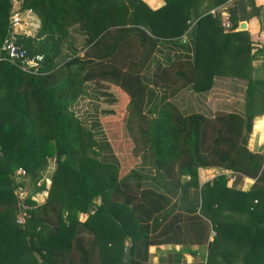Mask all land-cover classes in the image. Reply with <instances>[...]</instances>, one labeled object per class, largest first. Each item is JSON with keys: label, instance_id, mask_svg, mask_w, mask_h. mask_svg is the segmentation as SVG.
Wrapping results in <instances>:
<instances>
[{"label": "trees", "instance_id": "obj_1", "mask_svg": "<svg viewBox=\"0 0 264 264\" xmlns=\"http://www.w3.org/2000/svg\"><path fill=\"white\" fill-rule=\"evenodd\" d=\"M12 1L0 0V48ZM17 1L40 20L19 42L44 59L27 74L0 57V264H230L215 256L221 245L222 260L239 251L244 264H264V153L248 148L264 78L252 75L236 12L229 30L211 13L226 0H164L155 9L143 0ZM161 45L183 52L160 61ZM87 83L100 98L91 126L73 110ZM107 144L114 156L102 154ZM50 158L56 167L38 204L46 186L36 181ZM200 167L231 171L233 184L219 174L199 185ZM18 168L30 207L24 227ZM245 177L252 183L237 188ZM210 229L205 258H148L157 238L206 244Z\"/></svg>", "mask_w": 264, "mask_h": 264}, {"label": "crops", "instance_id": "obj_2", "mask_svg": "<svg viewBox=\"0 0 264 264\" xmlns=\"http://www.w3.org/2000/svg\"><path fill=\"white\" fill-rule=\"evenodd\" d=\"M143 1L152 9L158 8L164 4V0ZM253 2L254 7L252 8L247 4V0H232L230 2L225 1L211 10L215 8H226L229 12V9L231 8L234 12H236L239 20L238 26L234 31H244L249 40L251 47L250 66L253 69L252 75L258 78H264V0H253ZM18 5L21 6V1H12V8ZM30 20L32 22V26L27 28V33L28 35H33L35 32H32L31 30H37L40 20L34 12L30 14ZM241 24H243L244 27L241 28ZM183 40H186V36ZM159 49L160 50L156 53V57L160 61L164 60L163 57L166 52H170L172 54H179L183 52L181 48L175 46H171V49H168L167 45H161ZM248 148L253 152L264 153V112H258L253 118L252 131L248 138ZM51 169L52 167H49V170L44 172V177H48L50 179L52 175ZM229 173V170H225L220 167H200L197 170L199 185L212 180L216 175L226 174L229 176ZM242 180H249V184L247 186L245 184L244 187L237 186V188L243 190H246L253 181L252 179L246 177ZM194 190V188H190L188 190L189 199L191 198V195L194 194ZM180 195V192L175 196L168 195L171 198V204L180 203ZM46 197L47 194L44 192L37 193V203H43ZM163 238H157V241L149 246L148 258L150 261L157 262L161 257L166 256L168 253L178 251L181 252L182 258L186 262L200 260L207 254V244H177L168 240L164 241L162 240Z\"/></svg>", "mask_w": 264, "mask_h": 264}, {"label": "built area", "instance_id": "obj_3", "mask_svg": "<svg viewBox=\"0 0 264 264\" xmlns=\"http://www.w3.org/2000/svg\"><path fill=\"white\" fill-rule=\"evenodd\" d=\"M228 2L232 0H226ZM31 10H22L20 5L14 7L10 11V26L7 36L5 37L1 48V59L8 61L15 65L22 72L27 74H37L43 63L44 56L41 53H31L19 42V36L22 34L28 35L27 28L32 26L30 20ZM211 13L220 20V24L224 30L232 28L231 21L229 19V12L226 8H215L211 10ZM26 175V171L23 168H18L13 178L16 181L15 194L18 198V211L16 215V222L19 225H23L28 217V209L30 207L25 203V198L28 194V190L22 185L23 177ZM232 179H235V175L230 171L228 174ZM45 183L46 190L42 191L47 194V188L50 185V179L48 177L42 178ZM41 183L38 182V186ZM37 201L36 196L34 197Z\"/></svg>", "mask_w": 264, "mask_h": 264}, {"label": "rangeland", "instance_id": "obj_4", "mask_svg": "<svg viewBox=\"0 0 264 264\" xmlns=\"http://www.w3.org/2000/svg\"><path fill=\"white\" fill-rule=\"evenodd\" d=\"M31 31L35 32L36 30H31ZM78 43H79V38L77 39V44ZM84 86L85 87H84L83 93H82L81 97L77 100L75 105L73 106V110L76 113V115L79 116L87 126H91L95 121L98 120V117H99L98 110L100 107V98H99L98 90L93 83H87ZM94 129L96 132L97 140L100 142V144L103 143L102 140L105 139L104 135L102 134V132L100 130L96 129L95 127H94ZM105 148L108 151L103 148L104 150H102V154L107 155V153L109 152V154L113 155V152L111 151L108 144H107V147L105 146ZM47 166L48 167L44 170V172L48 171L49 167H52V169L54 170L56 167L55 159L50 158L48 160ZM137 167L139 168V165ZM52 169H51V171L53 173ZM44 172H42V174H44ZM42 174H41V177H39V179L36 181V187L38 186L37 185L38 182L41 183L40 185H42L44 183L42 180V178H43ZM50 181H51V179H50ZM233 181L234 180L232 179L231 175L228 176L227 185L231 186L233 184ZM241 182L242 183L238 185L239 187H244V184L246 186L249 184V180H245V181L242 180ZM25 223L23 225H19L18 223L17 224L21 227H24ZM212 237H213V231H212V229H210L208 231V236H207V242H206L207 245H208V241L211 240ZM221 246L223 247V245H221ZM221 246H219L218 251H217L215 256L219 257V259L221 260L222 263H230V264H244L245 263L244 253L239 252V251L235 252L233 254V256H231V258L228 259V261H226V259L222 260V257L219 254V251L221 250ZM226 249H228V248H226ZM206 255H205V257H206ZM35 259L37 262L41 261L39 254H35Z\"/></svg>", "mask_w": 264, "mask_h": 264}, {"label": "water", "instance_id": "obj_5", "mask_svg": "<svg viewBox=\"0 0 264 264\" xmlns=\"http://www.w3.org/2000/svg\"><path fill=\"white\" fill-rule=\"evenodd\" d=\"M240 27H244L243 24L240 25ZM129 240L131 241V238H129ZM131 252V243L128 245L127 249H126V255L127 257H130V253Z\"/></svg>", "mask_w": 264, "mask_h": 264}]
</instances>
